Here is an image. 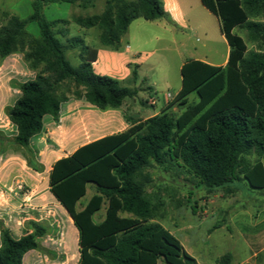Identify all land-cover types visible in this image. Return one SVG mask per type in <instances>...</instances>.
I'll return each mask as SVG.
<instances>
[{"label": "trees", "instance_id": "trees-1", "mask_svg": "<svg viewBox=\"0 0 264 264\" xmlns=\"http://www.w3.org/2000/svg\"><path fill=\"white\" fill-rule=\"evenodd\" d=\"M99 0H34L33 13L21 20L0 14V59L22 53L28 67L36 72L33 81L19 85L20 97L6 109L17 128L14 142L28 148L30 140L44 128V118L58 122L61 106L70 98L85 99L106 111L120 109L138 91L125 88L110 77L93 73L98 50L82 46L80 37L64 40L69 29L57 31L60 23L43 15L49 4L66 3L94 7ZM101 14L77 17L85 28L100 29L103 46L118 50L130 25L138 19L166 17L161 0H105ZM216 16L230 47L225 67L189 60L181 68L182 89L175 102L180 115L168 111L147 120L133 122L123 133L89 143L55 163L50 175L51 192L67 210L79 232L78 264H199L180 240L155 219L148 199V169L178 168L191 175L209 193L230 191L247 181L253 190H264V0H201ZM37 23L38 38L27 31ZM237 29L243 30L257 50H248ZM81 48L78 68L67 58L68 51ZM137 80L138 73H133ZM64 83H72V96L59 94ZM84 89V92L81 91ZM197 94L199 102L190 103ZM94 195L83 204L88 188ZM105 207V217L95 216ZM128 215V216H125ZM33 233L19 240L0 226V264H23L24 256L42 250L39 239L47 229L29 222ZM43 251V250H42ZM220 264H232L230 256Z\"/></svg>", "mask_w": 264, "mask_h": 264}, {"label": "rangeland", "instance_id": "rangeland-1", "mask_svg": "<svg viewBox=\"0 0 264 264\" xmlns=\"http://www.w3.org/2000/svg\"><path fill=\"white\" fill-rule=\"evenodd\" d=\"M33 2L34 0H0V14L8 13L21 20H27L33 13ZM105 2L99 0L94 7L87 9L78 4H49L44 7L43 15L49 21H68L67 24L60 23L57 31L68 28L71 38L83 39L82 46L97 50L102 48L98 61L93 64V73L110 77L117 80L122 87L138 91L136 97L127 99L135 105L131 109L132 115L142 112V120L157 111L180 115L182 108L175 102L177 91L182 86L180 63L187 59L210 56L209 61L219 66L225 60L227 49L221 40L217 22L208 21L201 12V9L206 13L207 10L201 4L192 6L191 24L195 25L192 32L188 29L172 34L169 30L140 19L130 26L127 36H124L125 41H131V48L127 50V44H123L119 54L112 56L111 50L101 44L98 29L91 30L93 40H90L84 36L85 29L74 22L77 17L101 14L105 9ZM163 7L165 11L164 3ZM2 18L3 16H0V25ZM27 30L36 36L39 32L38 24L29 23ZM235 33L243 37L248 50H257L243 30L237 29ZM81 52V48H76L67 53V58L74 68L80 65ZM27 70L23 60L4 64L0 68V129L8 130L10 134L14 133V128L4 109L13 105L19 97V92L15 90L19 87L18 82L30 79L26 74ZM135 70L138 73L137 80L133 78ZM74 91L75 86L72 83H64L59 94L72 96ZM81 91L84 92V89ZM169 94L174 100L164 105L169 99ZM151 99L156 105L150 104ZM189 102H199L197 94H191ZM257 160L264 163V158L256 155L249 157L251 163ZM144 176L150 180L147 193L155 216L151 222L160 224L174 234L185 251L199 264H220L228 255L232 264H264V250L255 257L257 250L251 243H261L264 238L259 234L260 229L264 227L261 225L264 219V190L251 189L243 174L244 180L233 185L230 191L220 190L213 193L197 186V181L188 173L171 166L168 170L154 166L145 171ZM93 194V188L89 187L82 203L89 201ZM104 213L105 207L100 215L103 216ZM100 220L102 219H97ZM68 247L74 250L76 263L78 253L75 245L70 243ZM44 254L49 256V264L61 263H53L52 255ZM60 255L63 256V252ZM159 264L166 263L160 260Z\"/></svg>", "mask_w": 264, "mask_h": 264}, {"label": "crops", "instance_id": "crops-1", "mask_svg": "<svg viewBox=\"0 0 264 264\" xmlns=\"http://www.w3.org/2000/svg\"><path fill=\"white\" fill-rule=\"evenodd\" d=\"M161 1L165 5L166 17L161 20L147 21L149 22L148 24H154L166 31L169 30L172 34L180 30L189 29L191 32L195 30V25L191 24L192 6L195 4H201L203 6L201 0ZM203 8L205 7L203 6ZM201 10L208 21L214 20L217 22L221 32L219 19L206 8L207 13L204 9ZM138 20H135L133 23ZM81 28L85 29L84 36L87 39L89 38L91 40L93 38L91 30L95 28L98 29L100 37L101 32L97 27ZM127 33L124 36H127ZM204 35L207 37L206 33ZM33 36L38 38L40 31L36 36ZM124 36L121 39L118 50L106 47L111 50L112 56L119 54V50L123 47V44H127V50L131 48V41H125ZM221 36V40L226 45L227 53L224 62L219 66L225 67L229 60L230 47L222 32ZM70 38L71 31L69 35L63 37L64 40ZM100 51H102V48L98 50V59ZM139 53H141V50H139ZM209 59L210 56H204L203 58L189 60H199L213 65ZM19 60L25 62L22 53H15L5 59H0V68L4 64L9 65L13 61L18 62ZM189 60L187 59L180 63V70ZM25 64L28 69L26 74L30 79L22 82L19 81V85L27 81H33L36 78V72L32 71L26 62ZM181 89L182 86L178 89L176 96ZM15 90L19 92L20 97L21 92L19 88H15ZM8 98H10V95H8ZM129 102L131 101L126 99L122 108L103 111L85 99L70 98L62 104L58 122L54 121L50 116L44 118L42 132L30 140L28 148L18 146L14 142V138L17 135V128L10 122L6 114V109L13 107L16 102L11 106L8 105L5 107V114L14 128V133L10 134L8 130L0 129V226L9 230L12 237L16 240L33 233V229L28 225L31 221L39 223L47 229L46 235L39 239V244L43 251L33 250L28 252L24 256L23 264H49L51 260L44 253H50L52 255V262L60 261V264L79 263V232L67 210L51 192V171L57 161L71 156L79 148L101 138L123 133L132 127L133 122L142 120V112H137L135 115L131 114V109L135 105L133 101L132 103ZM169 102L171 101L168 99L164 105L169 104ZM159 113V111L155 112L146 118V120ZM90 187L94 190L93 186ZM102 210L95 216L96 220L98 218L103 220L105 217L106 210L103 216L100 215ZM261 225H264V219L261 221ZM259 234L264 236V227L260 229ZM70 243L75 245V250L78 253L76 263H74V250L68 247ZM251 243L257 250V253L254 254L256 257V255L264 250V238L261 243ZM61 252H63V256L60 255Z\"/></svg>", "mask_w": 264, "mask_h": 264}, {"label": "built area", "instance_id": "built-area-1", "mask_svg": "<svg viewBox=\"0 0 264 264\" xmlns=\"http://www.w3.org/2000/svg\"><path fill=\"white\" fill-rule=\"evenodd\" d=\"M168 98H169L170 101L174 100V98L170 94L168 95ZM150 104L151 105H155L156 102L153 99H151Z\"/></svg>", "mask_w": 264, "mask_h": 264}]
</instances>
